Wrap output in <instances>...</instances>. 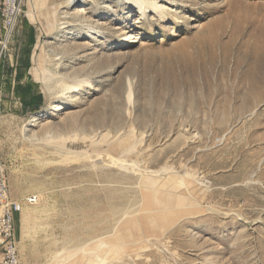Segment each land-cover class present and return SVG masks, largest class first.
<instances>
[{
	"label": "rangeland",
	"instance_id": "1",
	"mask_svg": "<svg viewBox=\"0 0 264 264\" xmlns=\"http://www.w3.org/2000/svg\"><path fill=\"white\" fill-rule=\"evenodd\" d=\"M65 1L26 0L0 60V175L37 196L17 215L21 264H87L113 244L107 264H264V0H147L163 17L86 0L49 30L45 4ZM55 54L92 81L75 99L34 75Z\"/></svg>",
	"mask_w": 264,
	"mask_h": 264
},
{
	"label": "bare ground",
	"instance_id": "2",
	"mask_svg": "<svg viewBox=\"0 0 264 264\" xmlns=\"http://www.w3.org/2000/svg\"><path fill=\"white\" fill-rule=\"evenodd\" d=\"M86 0H66L65 4H45L47 12L44 14L47 19V27L49 30H60L66 26L70 22H72V11L70 9L77 8L76 11L81 13L85 9L83 6L79 4H85ZM134 3H136L139 8L142 10V12H145L147 8H153L156 12L160 13L163 17L165 15V11H163V6L160 4V2H152L150 3L147 0H133ZM80 6V7H78ZM65 8V9H63ZM76 14V13H75ZM81 21V24L85 25L89 32H95V28L87 23V20L82 18L79 19ZM101 24V23H97ZM82 25V26H83ZM81 26V27H82ZM52 32V31H51ZM53 33V32H52ZM51 34V33H50ZM47 57V56H46ZM46 62V65L44 64ZM51 66H54L53 70L51 67L48 66V64ZM62 66V58L60 54H55L53 58L48 56L45 61L41 58V55L37 58L36 68L34 71V75L36 76V79L43 80L46 83V87L48 88L49 92L53 95H56V98H62L67 97L68 99H75L76 98V91L78 93V90L82 89L85 86H91L92 81L89 78L83 77H75V78H68L62 73H60L56 68ZM131 96V93L129 94V98ZM105 136V135H103ZM85 146V140L83 142V147ZM163 170V169H162ZM164 172V171H163ZM2 173V172H1ZM161 173V172H160ZM143 176V185L148 190H157L160 186V181L158 177V173L155 171H146L142 174ZM161 176V174H160ZM161 180V179H160ZM164 185V184H163ZM154 192H147L146 197L148 200H154L159 203H161V199L156 195L153 194ZM159 193V192H157ZM159 210L156 209L155 213L150 216H146L147 225H150L153 227L156 224H160L159 221ZM160 215V214H159ZM142 236V235H141ZM134 241V240H132ZM147 239L143 236L140 239H138V242H146ZM133 244V243H132ZM141 244V243H140ZM117 244L109 245V249L105 251L104 253L101 252H95L94 255L88 260L89 262L87 264H107L109 255L112 252H118L119 250L125 249L124 245H119L116 248ZM55 255V254H54ZM51 260V259H50ZM49 259H46L45 262L50 261ZM65 264V263H64ZM69 264V263H68ZM71 264V263H70Z\"/></svg>",
	"mask_w": 264,
	"mask_h": 264
},
{
	"label": "built area",
	"instance_id": "3",
	"mask_svg": "<svg viewBox=\"0 0 264 264\" xmlns=\"http://www.w3.org/2000/svg\"><path fill=\"white\" fill-rule=\"evenodd\" d=\"M26 0H0V60L5 56L17 28ZM37 196L14 199L5 174L0 175V264H21L16 235L17 215Z\"/></svg>",
	"mask_w": 264,
	"mask_h": 264
}]
</instances>
